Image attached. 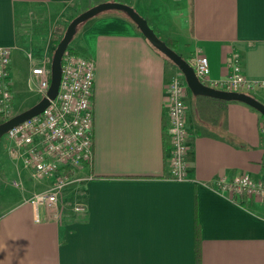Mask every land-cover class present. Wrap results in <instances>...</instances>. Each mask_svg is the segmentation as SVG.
<instances>
[{
	"label": "crops",
	"instance_id": "0c3cea01",
	"mask_svg": "<svg viewBox=\"0 0 264 264\" xmlns=\"http://www.w3.org/2000/svg\"><path fill=\"white\" fill-rule=\"evenodd\" d=\"M100 1L0 0V45L12 48V95L22 47L34 43L20 24H66L81 6ZM118 1L132 5L184 58L206 55L208 82L226 76L234 53L247 77L264 79V0ZM122 11L87 19L72 43L96 69L93 157L77 172L84 178L34 222L31 198L50 179L34 176L11 149L0 160V264H197L196 224L200 264H264V197L228 195L216 182L243 172L264 179L262 113L188 88L187 172L171 178L166 128L175 64ZM52 39L51 29L49 41L37 44L46 56ZM30 75L31 68L28 82ZM254 93L264 103V87ZM69 199L85 210L76 211Z\"/></svg>",
	"mask_w": 264,
	"mask_h": 264
},
{
	"label": "built area",
	"instance_id": "2783aa9c",
	"mask_svg": "<svg viewBox=\"0 0 264 264\" xmlns=\"http://www.w3.org/2000/svg\"><path fill=\"white\" fill-rule=\"evenodd\" d=\"M11 49V46L0 45V120L7 119L11 114ZM188 60L199 79L210 86L249 94L264 87V79L245 75L238 53L233 54L226 76L210 82L208 57L196 53ZM95 70L92 57L67 47L62 57V75L56 97L50 99L43 111L10 128L6 133L12 141L11 152L23 159L34 176L50 179V185L31 198V216L34 222L43 219L45 206L50 210L56 208L65 189L84 178L78 175V170L92 161ZM50 74L51 68L45 61L34 64L31 68L36 89L43 95L47 94ZM188 88L185 77L176 73L171 77L167 108V134L171 148L168 162L170 177L179 180L186 177L190 147L184 101ZM260 130L264 133V117L260 121ZM216 182L220 191L228 195L264 197V179L254 178L248 172L238 173L230 178L219 177ZM74 209L83 211L85 205L77 203Z\"/></svg>",
	"mask_w": 264,
	"mask_h": 264
},
{
	"label": "water",
	"instance_id": "95a60500",
	"mask_svg": "<svg viewBox=\"0 0 264 264\" xmlns=\"http://www.w3.org/2000/svg\"><path fill=\"white\" fill-rule=\"evenodd\" d=\"M107 9H121L126 12V14L137 24L142 34L150 41V43L163 52L179 67L185 76L188 87L194 94L207 95L224 100L243 101L253 106L264 115V103L254 95L245 92L219 89L202 82L197 76L194 67L189 60L184 58L174 48L169 46L167 42L156 33L148 20L132 5L118 0H104L80 11L70 20L63 36L54 50L51 61L50 85L48 87L47 94L43 95L39 101L30 107L17 112L0 122V137L7 133L10 128L43 111L49 104L50 99L56 97L62 75V57L77 31V27L87 19L94 17Z\"/></svg>",
	"mask_w": 264,
	"mask_h": 264
},
{
	"label": "rangeland",
	"instance_id": "374dc122",
	"mask_svg": "<svg viewBox=\"0 0 264 264\" xmlns=\"http://www.w3.org/2000/svg\"><path fill=\"white\" fill-rule=\"evenodd\" d=\"M92 4H94V3H92ZM81 7H80L79 11L84 10ZM117 10L122 11L121 9H117ZM76 11L77 10H75L74 12L76 13ZM122 12H124V11H122ZM68 23L69 22H66V24H64L62 22H41V23H39V22H28L27 23L26 22L24 27L20 24V27L22 29H26V31H28L29 35L33 36L32 40H34V43L31 42V40H30L28 44H26L22 47V52L20 54L21 57H20V60H18V62H17V67H18L17 74H16V76L13 75L14 95H13L11 114L10 115H14L17 112H20V111L30 107L31 105H33L37 101H39L40 98L43 96V94L36 89V86H35L36 84L33 81V76L30 75L29 82L27 79H24V76L29 71V69L32 68L31 66L33 64H42L43 61H45L51 67L52 57L54 54V50L57 46V44L54 41V38L58 37L61 39V37L63 36V34L66 30ZM79 27H80V25L77 27V31H76L75 35L73 36L72 40L70 41V43L68 45L69 47L72 46V43L77 36ZM51 29L53 30V39L51 40V43L50 42L47 43L48 45L46 46L45 51L48 52V55L46 56L44 54V51H42V48L37 44L41 43V45L42 44L45 45L46 42L49 41V33L51 32ZM35 37H38V38H35ZM44 38H47V41L44 42L43 41ZM31 54H32V59H30ZM43 56L45 58L47 57L46 60H43ZM13 59H14V53L12 54V61H13ZM13 65H14V62H13ZM173 67L175 68L174 70L176 71V74H179L180 76L185 77L183 72L179 69L178 66L173 65ZM16 79H18V81L20 82L18 87H16L15 83H14V81ZM189 90L192 91L190 88H189ZM252 94L256 95L254 92ZM11 147H12V141L9 139V137L7 136L6 133L3 134L0 137V160L3 161L4 158L8 157ZM17 161L20 165L25 164L21 157H19L17 159ZM33 181L34 182L35 181L40 182L38 179H34V178H33ZM72 187L73 186L67 187L66 190L63 192V194L68 193L66 191L69 190V188L71 189ZM74 202L75 201H72L71 199H69L68 203H71L73 205ZM62 204L64 205V210L66 208H69V207H67V201L66 200L63 199ZM76 204H77V202L73 205V207ZM65 211L68 212L67 210H65Z\"/></svg>",
	"mask_w": 264,
	"mask_h": 264
},
{
	"label": "trees",
	"instance_id": "16d2710c",
	"mask_svg": "<svg viewBox=\"0 0 264 264\" xmlns=\"http://www.w3.org/2000/svg\"><path fill=\"white\" fill-rule=\"evenodd\" d=\"M81 25V24H80ZM59 40H60V38H58V37H55L54 38V41H55V43L56 44H58V42H59ZM166 42H167V44L169 45V46H171L172 48H174L175 49V47H174V43H173V41L172 40H166ZM69 47V46H68ZM71 48H72V50H74V51H76L77 52V50L75 49V48H73L72 46H70ZM69 47V48H70ZM176 50V49H175ZM167 57V56H166ZM168 59H169V61L170 62H173L169 57H167ZM174 63V62H173ZM175 64V63H174ZM176 65V64H175ZM177 66V65H176ZM263 115V114H262ZM11 116V115H10ZM10 116H8V117H10ZM7 117V118H8ZM264 117V116H263ZM6 118H2L1 120H0V122H2V121H4ZM167 129V128H166ZM166 133H167V131H166ZM196 257H197V264H200V230H199V225L198 224H196Z\"/></svg>",
	"mask_w": 264,
	"mask_h": 264
},
{
	"label": "bare ground",
	"instance_id": "6f19581e",
	"mask_svg": "<svg viewBox=\"0 0 264 264\" xmlns=\"http://www.w3.org/2000/svg\"><path fill=\"white\" fill-rule=\"evenodd\" d=\"M50 66V65H49ZM51 68V67H50ZM264 116V115H263Z\"/></svg>",
	"mask_w": 264,
	"mask_h": 264
}]
</instances>
